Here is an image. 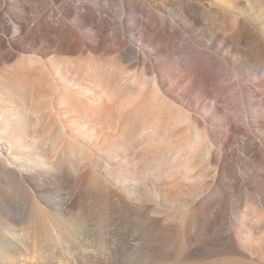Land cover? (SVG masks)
<instances>
[{
  "label": "bare ground",
  "instance_id": "bare-ground-1",
  "mask_svg": "<svg viewBox=\"0 0 264 264\" xmlns=\"http://www.w3.org/2000/svg\"><path fill=\"white\" fill-rule=\"evenodd\" d=\"M261 1L0 0V264H264Z\"/></svg>",
  "mask_w": 264,
  "mask_h": 264
},
{
  "label": "rangeland",
  "instance_id": "rangeland-1",
  "mask_svg": "<svg viewBox=\"0 0 264 264\" xmlns=\"http://www.w3.org/2000/svg\"><path fill=\"white\" fill-rule=\"evenodd\" d=\"M241 1H244V0H241ZM255 8H257L258 10H260V8L262 7V4L263 2L261 0H255ZM113 15L117 16L119 15V11H118V8H116V10L113 12ZM259 25V24H258ZM212 29H215L214 26H210ZM259 28V26H258ZM2 72L4 71V69H0ZM0 71V72H1ZM150 207H154V202H148L147 203ZM82 224L84 222H78V224ZM95 225H94V224ZM92 224L94 225V227H97L98 226V222L96 220L92 221ZM110 227V226H109ZM108 227V228H109ZM110 230H112V226L109 228ZM113 231V230H112ZM115 231V230H114ZM113 239L114 241L122 244V249L119 251V253L117 254V257H120V259H123L125 258L127 255H128V248L124 245V243L127 241H131L133 242L132 240L134 239L133 237V233H127V235H125V230H121V231H115L114 234H113Z\"/></svg>",
  "mask_w": 264,
  "mask_h": 264
}]
</instances>
